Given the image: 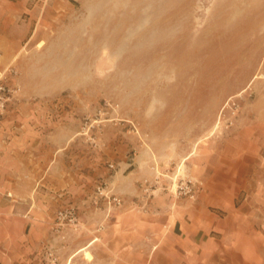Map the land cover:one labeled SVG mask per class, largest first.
Instances as JSON below:
<instances>
[{
	"label": "rangeland",
	"instance_id": "1",
	"mask_svg": "<svg viewBox=\"0 0 264 264\" xmlns=\"http://www.w3.org/2000/svg\"><path fill=\"white\" fill-rule=\"evenodd\" d=\"M34 8L22 16L36 17L33 39L0 65L10 90L0 146L25 117L38 149L0 148V195L44 201L55 225L67 207L79 218L71 228L103 202L121 207L133 180L134 200L188 198L175 184L193 180L186 166L231 129L218 125L224 106L236 102L237 122L264 99V0H28ZM52 251L45 264H59Z\"/></svg>",
	"mask_w": 264,
	"mask_h": 264
},
{
	"label": "crops",
	"instance_id": "2",
	"mask_svg": "<svg viewBox=\"0 0 264 264\" xmlns=\"http://www.w3.org/2000/svg\"><path fill=\"white\" fill-rule=\"evenodd\" d=\"M31 11L28 0H0V65L33 39L35 15L22 22ZM246 109L186 166L200 188L195 199L162 193L148 203L134 200L129 193L140 194L133 180L121 207L103 202L81 216L80 228H60L56 209L44 201L18 205L0 195V264H45L48 250L59 264H264V230L257 225L264 212V99ZM19 120L25 130L3 135L8 140L0 148L36 154L39 139L29 135L27 118Z\"/></svg>",
	"mask_w": 264,
	"mask_h": 264
},
{
	"label": "built area",
	"instance_id": "3",
	"mask_svg": "<svg viewBox=\"0 0 264 264\" xmlns=\"http://www.w3.org/2000/svg\"><path fill=\"white\" fill-rule=\"evenodd\" d=\"M7 70L9 73H11V75L16 74V71L13 68L10 69L9 67ZM7 93H10V90L8 89L7 85L0 82L1 109L5 107V104L9 99ZM238 107L239 106L234 101H232L231 103H227L219 114L218 125H221V127H224L226 129L234 127L236 122L235 118L237 117L238 113ZM175 185V195L177 197H188L190 199H195L197 192L200 189L197 186L196 182L191 179L179 181ZM99 190H101V187H99ZM113 200L120 206L123 204L122 199L114 197ZM56 218V225L60 228L65 225H76L79 220L77 211L74 207H67L63 210L58 211Z\"/></svg>",
	"mask_w": 264,
	"mask_h": 264
},
{
	"label": "bare ground",
	"instance_id": "4",
	"mask_svg": "<svg viewBox=\"0 0 264 264\" xmlns=\"http://www.w3.org/2000/svg\"><path fill=\"white\" fill-rule=\"evenodd\" d=\"M18 56V55H17ZM16 58H18V57H16ZM15 60V59H14ZM182 171V170H181ZM176 186V185H175ZM87 256H88V258H90L91 259V255L89 254V253H87Z\"/></svg>",
	"mask_w": 264,
	"mask_h": 264
}]
</instances>
